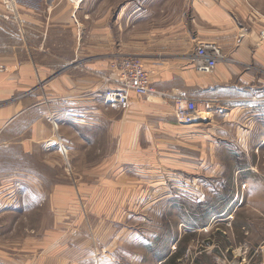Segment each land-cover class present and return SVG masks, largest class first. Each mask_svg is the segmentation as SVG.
I'll return each instance as SVG.
<instances>
[{"label": "crops", "instance_id": "0c3cea01", "mask_svg": "<svg viewBox=\"0 0 264 264\" xmlns=\"http://www.w3.org/2000/svg\"><path fill=\"white\" fill-rule=\"evenodd\" d=\"M95 1L16 0L17 23L0 18V29L10 40L0 50V264H75L71 252L63 248L60 253L54 223L46 231L41 224L42 234L28 239L24 222L22 239L4 238L5 231L17 226L16 216L26 213L28 198L58 197L60 151L75 171L73 179L86 183L88 151L102 152L105 141L101 175L111 176L107 182L119 193L131 191L138 200L150 195L155 201L148 208L173 195L167 189L158 192L162 180L150 173L161 165L202 168L191 176L169 177L180 184L181 195L196 196L198 205L205 202L206 183L221 181V167L227 166L221 159L234 161L232 182L246 188L241 177L250 173L264 190V36L258 29L238 28L240 16L234 13L252 0H181L179 6L165 2L159 16L153 2L145 12L139 0H128L111 14L109 0H100L105 6L99 18L91 13L89 37L88 7ZM8 25L13 31L7 33ZM203 41L214 43L222 56L207 76L197 73L191 61ZM130 56L142 59L153 94L148 99L131 94L125 107H109L103 102L102 79L114 60ZM177 96L198 102L206 121L178 124L172 111ZM205 149L212 151L211 175L202 173ZM191 150L196 158L188 154ZM112 167L116 173L109 171ZM126 167L136 174H126ZM144 168L154 170L145 173ZM190 180L197 191L184 189ZM16 198L18 206L11 207ZM33 208L35 213L44 209L41 204ZM187 226L180 223L182 230ZM168 247L165 254L151 256L150 263L168 264L173 242ZM182 258L175 262L182 263Z\"/></svg>", "mask_w": 264, "mask_h": 264}, {"label": "rangeland", "instance_id": "374dc122", "mask_svg": "<svg viewBox=\"0 0 264 264\" xmlns=\"http://www.w3.org/2000/svg\"><path fill=\"white\" fill-rule=\"evenodd\" d=\"M127 1L109 0L110 13L112 14L115 6ZM180 1L139 0L138 5L147 12L150 9V2H153L157 6H155L156 9L155 7H151V9L157 10L159 16L164 11L165 2L179 6ZM185 1L187 0H182V2ZM252 2L253 4L249 5L244 1L241 12H234L237 7L233 8V12L240 16L235 20V25L248 31L251 28L258 29V31H262L264 36V23L260 28V21H263L261 16H264V0H252ZM6 3H8L7 6ZM104 6V1L102 3V1L96 0L88 7L89 37L92 34L90 15L93 13V18H99ZM72 16L76 21V11ZM0 18L4 22L18 19L16 0H0ZM249 18L253 21L250 22ZM159 19L160 17L157 18V20ZM15 22L17 23V21ZM15 22L12 23L17 26ZM143 27H146V25H142ZM5 30L7 33L9 30L13 31L9 25L5 26ZM4 34V31L0 29V50L4 42L10 43V40L6 39ZM11 43H13L12 40ZM206 43L214 44L209 41L198 42L193 53L197 47ZM130 59L142 63L150 80V74L142 59L130 56L114 60L110 64L109 72L113 77L110 78L108 73L102 81L104 82V79L113 80L115 78V67ZM201 75L207 76L205 74ZM105 86L107 88L109 84H105ZM198 114V120H201L199 124H203L206 121L205 116L199 111ZM100 147L102 152L99 148L88 151V182L86 183L76 182L73 179L74 175L72 174L75 171L69 165L67 156H63L60 151L62 167L59 169L58 197L43 200L28 198L26 213L20 217L16 216L17 226L12 230L5 231L4 238L11 242L16 241L18 238L22 239V224L24 222L27 227L28 239L34 238L33 236L37 234H42V229L39 230L41 224L44 231H46L47 227H52L51 223H54L53 230L57 234L60 253H62L63 248L71 252L75 258V264H151V256H160L168 252L170 242H173L174 251L169 258L172 260L168 264L264 263V190H260L262 184L258 183L257 178H252L249 175L250 173H246L241 177L244 181L246 180V188L242 186L241 182H232V163L234 161L221 159L222 165H227L221 167V181L219 183H206L202 190L205 202L201 205L197 204L196 196L190 193L187 196L181 195L180 184L176 185L169 182V177L191 176L197 170L200 172L202 168H197L195 165L189 167L161 165L157 167L155 172L150 173L158 177L157 180H162V183H157V185H160V188L157 189L158 192L167 189L173 192V195L171 199L164 201L165 203H162L161 206L148 208L149 203L155 201L154 199H148L150 195L147 194V197L142 195V199L138 200L134 198L131 191L119 193L116 189L111 188L113 185L107 182V180L112 179L111 176H107L105 179L101 175L105 166L98 165L101 161L99 157L105 149V141ZM188 154L191 155V158L197 157L195 150L189 151ZM203 160L205 166L202 173L205 175L214 174L211 150L205 149ZM261 162L264 163L263 160ZM257 167L260 170L261 166ZM144 169H146L145 173L148 169L150 171L151 169L154 170L153 168ZM109 171L116 173L117 169L112 167ZM262 171H264V168H262ZM125 172L132 176L137 171H134L133 167H126ZM131 185L126 184L125 188H129L127 186ZM152 189H149V191H153ZM184 189L189 192L197 191L191 180L187 185H184ZM38 204H41L44 208L41 213H35L34 211L33 207ZM10 206H18V199L10 200ZM145 206L148 209H144ZM228 206L229 210L226 214L215 216V212L222 211ZM183 207H187L188 214H184ZM50 208H58L57 214L46 213ZM203 210H205L204 214L196 215L197 212L200 213ZM182 221L188 225V230H182L180 227ZM180 256H183L182 263H176L175 259L180 258Z\"/></svg>", "mask_w": 264, "mask_h": 264}, {"label": "built area", "instance_id": "2783aa9c", "mask_svg": "<svg viewBox=\"0 0 264 264\" xmlns=\"http://www.w3.org/2000/svg\"><path fill=\"white\" fill-rule=\"evenodd\" d=\"M6 6L8 3L5 4ZM222 56L214 44H201L191 56L195 71L199 74H211ZM1 70V68H0ZM115 78L104 79L109 86L104 90L103 101L107 106H125L129 96L148 97L153 94V88L148 74L141 62L126 60L115 67ZM172 111L176 122L180 125L199 123L197 102L191 98L177 96L172 101ZM264 264V263H262Z\"/></svg>", "mask_w": 264, "mask_h": 264}, {"label": "bare ground", "instance_id": "6f19581e", "mask_svg": "<svg viewBox=\"0 0 264 264\" xmlns=\"http://www.w3.org/2000/svg\"><path fill=\"white\" fill-rule=\"evenodd\" d=\"M62 153V152H61ZM64 153V152H63Z\"/></svg>", "mask_w": 264, "mask_h": 264}]
</instances>
